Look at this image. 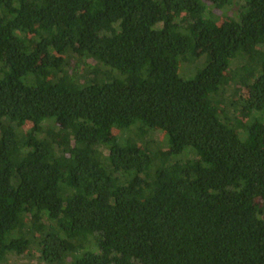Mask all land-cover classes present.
Returning a JSON list of instances; mask_svg holds the SVG:
<instances>
[{
	"label": "trees",
	"instance_id": "trees-1",
	"mask_svg": "<svg viewBox=\"0 0 264 264\" xmlns=\"http://www.w3.org/2000/svg\"><path fill=\"white\" fill-rule=\"evenodd\" d=\"M11 257L264 264V0H0Z\"/></svg>",
	"mask_w": 264,
	"mask_h": 264
},
{
	"label": "rangeland",
	"instance_id": "rangeland-1",
	"mask_svg": "<svg viewBox=\"0 0 264 264\" xmlns=\"http://www.w3.org/2000/svg\"><path fill=\"white\" fill-rule=\"evenodd\" d=\"M197 71V65H186L180 70L181 77L188 79ZM159 137V136H158ZM161 137V136H160ZM6 264H42L38 260L24 257H11Z\"/></svg>",
	"mask_w": 264,
	"mask_h": 264
}]
</instances>
